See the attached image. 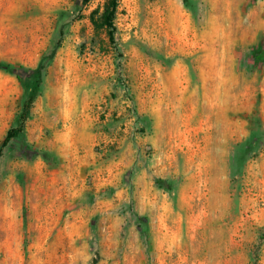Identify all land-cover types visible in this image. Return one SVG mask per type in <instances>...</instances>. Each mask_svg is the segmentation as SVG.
<instances>
[{"label":"rangeland","instance_id":"rangeland-1","mask_svg":"<svg viewBox=\"0 0 264 264\" xmlns=\"http://www.w3.org/2000/svg\"><path fill=\"white\" fill-rule=\"evenodd\" d=\"M107 2L0 0V264H264V0Z\"/></svg>","mask_w":264,"mask_h":264},{"label":"trees","instance_id":"trees-1","mask_svg":"<svg viewBox=\"0 0 264 264\" xmlns=\"http://www.w3.org/2000/svg\"><path fill=\"white\" fill-rule=\"evenodd\" d=\"M117 2H118V0H108V2L105 5L103 12L100 14V22L106 29L109 30L108 35H109V38L111 40H113V34H114V30H115L113 22H114V18H115L116 12H117V7H118ZM57 45H59V42H57ZM57 47L58 46H56L55 49L52 50V52L50 53L49 59H51L53 57ZM252 58H253L255 64H258V63H261L262 61H264V48L258 47L256 50H254L252 52ZM44 65L45 64L41 65V68H40L41 70L43 69ZM8 67L9 66L7 64L0 63V69L7 70ZM14 133H15L14 130H10L7 132L2 144L0 145V157L2 155V150L7 146L9 141L12 139ZM258 134L259 133H256V132H253L250 134V138H251L250 142L251 143L252 142L255 143L257 140H259L261 138Z\"/></svg>","mask_w":264,"mask_h":264}]
</instances>
